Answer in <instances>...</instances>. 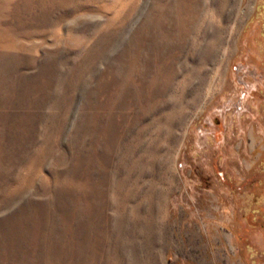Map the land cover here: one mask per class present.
<instances>
[{"label":"rangeland","instance_id":"1","mask_svg":"<svg viewBox=\"0 0 264 264\" xmlns=\"http://www.w3.org/2000/svg\"><path fill=\"white\" fill-rule=\"evenodd\" d=\"M0 264H264V0H0Z\"/></svg>","mask_w":264,"mask_h":264}]
</instances>
